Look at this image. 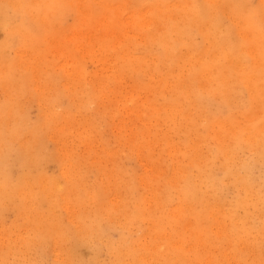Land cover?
<instances>
[{
  "label": "rangeland",
  "instance_id": "rangeland-1",
  "mask_svg": "<svg viewBox=\"0 0 264 264\" xmlns=\"http://www.w3.org/2000/svg\"><path fill=\"white\" fill-rule=\"evenodd\" d=\"M129 2L54 0L63 8L52 24L44 27L49 37L44 40L43 36L41 41L39 37L35 45H28L29 48L20 53L22 68L28 67L31 74L30 80H26V87L20 88L21 97L17 102L23 105L22 114L31 125L43 119L41 112L47 111L48 116H51L46 105L57 94L60 101L56 107L55 103L52 105L58 119L54 127H44L39 131L43 144L37 164L19 160L17 144L10 150L7 160L9 164L6 166L11 182L22 175L38 173L46 178L60 179L61 185L65 186L63 171L71 174L72 179L79 178V193L70 192V195L75 199L80 194V202L59 203L60 211L56 212L59 216L62 214V223L57 226L77 229L85 220L89 222L98 219L106 223L105 239L98 242L93 239H77V236L67 238L60 233L61 227L53 230V233H36L23 225L12 228L16 209L13 203H7L0 217V264H31L33 259L35 264H65L70 255L75 264H105L107 260V263L110 261L108 246L116 244L122 233L130 240H137L136 249L143 251L139 252V258L146 256L151 260L150 264H159L156 260L163 258L169 262L165 264H264V244L260 245L257 252L241 243L235 250L234 243L230 239H227L230 242L226 241L224 228L228 223L218 217L217 209H213L212 216L201 223L204 226L207 220L213 221L207 229L208 238L196 241L195 232L198 229L194 228L196 217L192 212L200 208L196 205L192 207L190 203H186L191 212L187 211L188 219L185 224L176 227V242L184 245L188 253L182 255L172 248V253L169 250V245L175 239L173 235L176 236L170 224L164 227L165 235L161 232L156 240L157 245H151L156 234L154 219L166 218L168 212L181 205L167 203L164 207L158 201L169 191L170 194L175 193V188L181 185L185 177L198 180L197 169L207 162L210 149L224 144L218 139L226 138L228 141L225 142H230L227 137H231L232 126L216 124L204 136L203 126L207 116L198 112L199 107L196 108L193 102H183L181 95L179 108L167 105L170 96L177 90L181 94L182 88L186 92L191 86H198L205 80H199V77L190 80V65L174 66L173 74L167 65H160L157 71L152 70L154 64H159L155 57L157 48L147 54L145 38H141V32L135 29L153 17L149 13L144 17L146 8L135 15ZM103 6L120 8V21L105 13ZM53 10L56 11L55 8ZM156 30L152 28L147 32ZM65 35L76 40V46H72L68 40L67 43L62 40ZM123 41L128 45H123ZM185 52L183 50L182 54L185 55ZM134 58L137 62L132 60ZM80 65L84 69L83 75L76 72V66ZM70 74L77 77L71 79ZM9 92L8 88L0 87V102L9 98ZM38 97L44 100L38 101ZM238 97V107H232L234 113L240 111L239 107L245 100L244 94ZM82 102H88L84 109L78 107ZM205 104L215 112L217 118H224L229 113L228 109L218 111L210 100H205ZM236 118L243 127L245 121L239 115ZM192 122L197 126L193 127ZM26 137L31 139L30 133ZM245 155L251 159L248 165L251 182L255 188H259L264 185V158H254L251 153ZM217 161L212 175L218 180V195L228 202L225 204L227 208L238 191L232 180H222L223 170ZM60 163H63L65 170L61 169ZM137 197L139 199L136 202ZM138 203L141 214L139 218L136 214ZM39 206L41 210L48 208L47 203H39ZM213 216L218 221L213 220ZM51 218L47 216L48 220ZM128 222L132 223L129 227L126 225ZM50 225L53 226L54 221ZM116 225L124 227L126 231H121ZM49 234L54 236L52 241L46 239ZM28 238L32 244L40 239H45L46 243L30 251L22 245ZM149 245L153 250H145ZM192 248L197 250V255L191 251Z\"/></svg>",
  "mask_w": 264,
  "mask_h": 264
},
{
  "label": "bare ground",
  "instance_id": "bare-ground-1",
  "mask_svg": "<svg viewBox=\"0 0 264 264\" xmlns=\"http://www.w3.org/2000/svg\"><path fill=\"white\" fill-rule=\"evenodd\" d=\"M129 1L135 15L146 8L147 13L144 14V17L149 13L150 17L154 18L145 21L143 25L139 24L141 26L135 29L141 32L139 34L141 38H145L147 54H151L154 48H157L155 57L159 64H154L152 70L157 71L160 65H167L169 72L173 74L174 66L190 65V80H195L198 77L199 80H205L198 86H191L186 92L182 88L181 94L177 90L170 96L171 100L167 105L172 104L174 109L179 108L182 99L183 102H193L196 108L199 107L198 112L205 113L207 116L203 126L202 134H205L204 136L216 124L224 123L232 126L231 137H227L230 138V142L226 143L225 141H228L226 138L218 139L220 143L224 142V144L219 148L210 149L207 162L197 169L198 180L185 177L181 185L175 188V193L170 194L169 191L161 197V201H158V203H163L164 207L167 203H180L181 208H174L173 211L168 212L166 218L154 219L153 225L156 234L153 237L154 243L151 245H157L156 240L161 236V232L165 235L164 227L170 224L172 228L174 227L173 233L176 236L173 235L175 239L171 242L172 245H169V250L171 251L172 248L174 252L182 255L188 253V249L184 245H179V241L176 242V237H178L176 227L185 224L188 219L187 211L190 212V210L186 203H190L192 207L196 205L197 208H200L194 210V213L192 212V215L196 217L194 228L198 229V232H195L196 241L204 237L208 238L207 229L213 221L207 220L204 226L201 223L207 217L212 216L213 209H217L219 210L218 217L228 223L224 228L226 241L230 239L235 245V250L241 243L258 252L260 245L264 244V185L261 186L262 188H255L251 182L248 174V165L251 159H247L245 154L251 153L254 158H264V0H256V3L255 0ZM171 3L174 4L171 5ZM54 8L56 11L53 10ZM62 8L63 5H57L54 0H0V32L2 34L0 40V87L8 88L10 91L7 94L9 98L0 102V217L5 205L13 203L16 209L14 221L16 223H13L12 228H20L23 225L29 231L33 230L36 233H46V231L53 233V230L61 227L60 233L67 238L77 236L75 237L77 239H93L102 242L105 239L106 223L101 220L93 219L89 222L85 220L80 223L77 229L57 226L58 223H62V218H60L62 214L59 216L56 212L60 211L59 203L80 202V194L75 199L70 195V192L71 194L79 193L78 188L81 184L79 178L72 179L71 174L63 171L65 186L61 185L60 179L46 178L38 173L22 175L15 182H11L6 169L9 164L7 163L9 152L17 144V158L23 163L37 164L43 144V140L39 138V131L44 127H54L55 120L58 119V116H55V107L60 101V96L57 94L46 105L51 116L49 117L45 110L46 112H41L43 119L33 122L31 125L25 120V115L22 114L23 105L17 100L21 97L20 88L26 87V80H30L29 74H31L28 67L22 68L23 63L20 64L19 60L20 53L29 48L28 45L33 43L35 45L39 37L40 41L43 36L44 40L49 37L44 32V27L52 24L53 19L57 18V14ZM102 9L120 21V8L103 6ZM152 28H157V30L148 33L147 30ZM61 39L66 43L68 40L72 46L77 44L76 40L69 39V35H65ZM61 42V40L58 41L59 44ZM123 45L128 44L123 41ZM47 48L50 47L47 45ZM18 49L19 52H17ZM69 50L72 49L69 48ZM183 50H186L185 55L182 54ZM132 60L137 62L136 58ZM76 72L79 75L84 74L82 65L76 66ZM74 76L70 74L71 79ZM243 94L245 100L243 98L244 102L242 104L240 102V111L232 112V107L239 103L238 96ZM42 100H44L42 97H38V101ZM205 100L213 102L218 111L228 109V115L224 118H217L215 112L213 113L205 104ZM53 103H55V107L52 105ZM87 105L88 102H82L78 107L84 109ZM183 112L186 115L185 109ZM236 115L245 121L243 127L237 122ZM41 118L39 117V119ZM192 124L194 127L195 123L192 122ZM27 133H30L31 139L26 137ZM216 159L220 163L219 167L223 170L222 180H232V184L238 191V195L227 208L225 204L228 202L223 201L218 195L220 192L219 183L212 175ZM59 166L65 170L63 163H60ZM257 185L259 186V184ZM138 199L139 197L136 202ZM61 200L63 202H60ZM39 203H47V210H41ZM139 203H141L140 200ZM139 203L136 205L138 218L141 217ZM206 203H213V205ZM47 216L52 218L48 220ZM154 217L156 216L154 215ZM213 217V220L218 221L215 216ZM49 221H54V225L51 226ZM70 224L73 225L71 221ZM131 224V222L126 223L128 227ZM116 226L120 227L121 231L125 230L120 225ZM38 236L45 238V236ZM53 237L49 234L46 239L49 241ZM23 239L22 236L21 240ZM31 241L28 238L22 244L30 251L34 247L46 243L45 239H40L37 243L33 241V244ZM137 245V240H130L127 235L122 233L116 244L108 246L110 261L107 263V260L105 264L152 263L146 256L139 258V252L143 251L136 249ZM145 250L153 249L149 245V248H145ZM191 251L197 255V250L192 248ZM69 252L71 254V251ZM78 256L79 258H77L80 259V254ZM72 258L70 255L65 264H75L74 259L71 260ZM160 260H156V262L159 264L169 263L167 258H163L164 261ZM31 262V264L36 263L34 259ZM56 264L58 263L56 262Z\"/></svg>",
  "mask_w": 264,
  "mask_h": 264
}]
</instances>
